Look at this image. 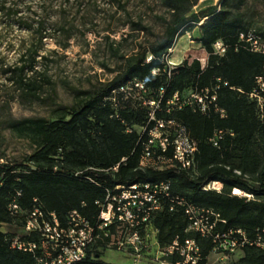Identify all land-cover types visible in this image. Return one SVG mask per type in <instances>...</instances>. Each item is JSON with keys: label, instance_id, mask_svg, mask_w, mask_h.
Wrapping results in <instances>:
<instances>
[{"label": "trees", "instance_id": "obj_1", "mask_svg": "<svg viewBox=\"0 0 264 264\" xmlns=\"http://www.w3.org/2000/svg\"><path fill=\"white\" fill-rule=\"evenodd\" d=\"M229 2L222 0L220 7L211 5L208 11L189 13L195 0H168L172 18L167 24L165 37L149 45L148 51L154 55L150 61H146L147 55H144L129 63L99 88L86 91L54 119L46 116L11 117V128L30 136L36 149L22 160L0 162L1 170L5 171L4 182L0 186V221L9 219L7 205L18 190L21 191L19 200L24 207H30L33 197L38 196L47 209L56 210L61 218L73 207L92 216L98 212L95 200L105 195L108 185L170 178L175 191L188 195L199 205L218 210L227 219V223L220 225L221 228L242 226L251 236L260 230L264 238V123L258 119L251 101L225 86L219 92V102L227 107V117L217 113L205 115L189 108L175 111V115L191 128L199 141V174L192 177L179 169L139 168L138 133L135 129L126 131L127 125L122 119L129 125L140 123L145 118V111L125 108L120 110L119 116L112 115L113 107L103 100L111 88L135 75L144 78L153 88L167 83L166 74L154 75L152 68L163 66L161 56L175 37L192 30L205 16L208 17L199 23L202 29L199 41L209 52L207 66L202 69L198 58H194L191 64L185 61L179 65L171 76L167 94L196 82L210 83L217 76L230 84L251 88L255 75L264 65V53L242 46L235 48L239 32L249 26L241 15L233 13ZM0 3L7 1L0 0ZM217 38L229 43L223 55L213 53V42ZM26 66L33 69L34 62L29 65L20 63L7 70L20 85L21 81L24 82L27 92L35 94V83L21 77V71ZM222 126L233 128L236 134L224 139L221 148L213 147L207 138L214 128ZM123 156L127 159L120 163L118 170L88 168H108ZM77 169H83L80 176L74 174ZM209 179L222 180L223 191L204 189L203 184ZM234 186L253 193L254 198L232 194ZM156 224L162 244L171 241L177 233L182 237L192 235L184 230L186 218L182 214H160ZM199 239L203 255H208L212 240ZM101 254L102 251L96 249L94 255L89 253L80 264H116L102 259ZM0 258L6 263L34 264L31 253L12 250L1 243ZM236 261L237 264H264V248L246 245Z\"/></svg>", "mask_w": 264, "mask_h": 264}, {"label": "built area", "instance_id": "obj_2", "mask_svg": "<svg viewBox=\"0 0 264 264\" xmlns=\"http://www.w3.org/2000/svg\"><path fill=\"white\" fill-rule=\"evenodd\" d=\"M177 43L175 39L161 56L164 65L151 70L154 75L166 74L167 83L153 88L144 78L135 75L111 88L103 100L113 107L112 115L119 116L120 110L125 108L145 111V118L140 123L129 125L122 119L127 125L126 131L135 129L138 133L139 168L179 169L195 177L199 174V141L191 128L175 115V111L189 108L205 115L217 113L227 117L228 109L219 102V92L229 86L254 104L258 119L264 123V65L249 89L230 84L217 76L210 83L196 82L167 94L171 76L179 65L185 61L191 64L194 58L200 60L202 69L208 63L207 50L205 59L184 53L182 59L175 60ZM240 46L264 53V30L255 26L242 29L235 42L236 49ZM228 47L225 39L217 38L213 42V53L223 55ZM153 57L148 52L146 61ZM235 134L231 127H216L207 142L221 148L222 141ZM126 159L127 156H123L108 168H88L118 170L120 163ZM82 172L83 169H77L74 174L80 176ZM4 174L5 171L0 168V186L4 182ZM223 186V181L217 179H209L203 184L204 189L218 192L223 191ZM231 193L246 199L254 198L253 193L237 186L232 187ZM20 195L18 190L8 202L9 219L0 221V243L12 250L31 253L34 264H80L89 253L94 255L96 249L102 251V248L114 249L131 257L133 264H138L143 258L158 264H208L211 253L232 261L238 259L237 252L242 251L243 254L246 245L264 248L260 230L251 236L242 226L221 228L220 225L227 223V219L218 210L199 205L188 195L175 191L170 178L108 185L105 195L95 200L98 212L92 216L73 207L61 218L56 210L47 209L38 196L33 197L30 207H24L19 200ZM165 213L184 215V230L192 235L182 237L177 233L171 241L162 244L158 238L156 219ZM199 238L212 240L208 255H203ZM0 264L15 263H6L0 258Z\"/></svg>", "mask_w": 264, "mask_h": 264}, {"label": "rangeland", "instance_id": "obj_3", "mask_svg": "<svg viewBox=\"0 0 264 264\" xmlns=\"http://www.w3.org/2000/svg\"><path fill=\"white\" fill-rule=\"evenodd\" d=\"M6 1L0 3V162L22 160L36 149L30 136L11 128V117L54 119L86 91L99 88L129 63L148 55L149 45L165 37L173 13L168 0ZM221 1L195 0L189 13L220 7ZM229 1L233 13L241 15L248 26L264 29V0ZM199 23L175 37V60L184 53L205 59ZM31 62L34 68L26 66L21 77L35 83V94L27 92L24 82L20 85L7 70ZM241 255L242 251L237 252V258ZM102 259L133 264L131 257L110 248H102ZM138 264L158 263L143 258ZM208 264L237 261L211 253Z\"/></svg>", "mask_w": 264, "mask_h": 264}, {"label": "water", "instance_id": "obj_4", "mask_svg": "<svg viewBox=\"0 0 264 264\" xmlns=\"http://www.w3.org/2000/svg\"><path fill=\"white\" fill-rule=\"evenodd\" d=\"M207 18V17H206Z\"/></svg>", "mask_w": 264, "mask_h": 264}]
</instances>
